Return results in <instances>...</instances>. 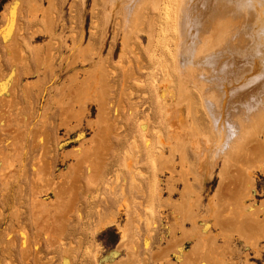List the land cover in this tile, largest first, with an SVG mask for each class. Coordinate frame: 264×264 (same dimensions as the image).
I'll return each instance as SVG.
<instances>
[{
    "label": "rangeland",
    "instance_id": "1",
    "mask_svg": "<svg viewBox=\"0 0 264 264\" xmlns=\"http://www.w3.org/2000/svg\"><path fill=\"white\" fill-rule=\"evenodd\" d=\"M178 1L0 0V264H264V165L198 169Z\"/></svg>",
    "mask_w": 264,
    "mask_h": 264
},
{
    "label": "bare ground",
    "instance_id": "2",
    "mask_svg": "<svg viewBox=\"0 0 264 264\" xmlns=\"http://www.w3.org/2000/svg\"><path fill=\"white\" fill-rule=\"evenodd\" d=\"M102 1L107 14L120 2L124 24L129 25L140 13L139 4L156 6L161 0ZM240 2L251 6L239 9L234 0H179L176 64L181 90L188 84L199 89L209 119L211 138L191 139L199 171L211 172L220 163L232 165L243 158L247 166L240 173L252 185L250 166L264 165V0ZM167 119L169 131L177 133L175 115ZM171 214L177 221L176 213ZM246 216L263 229L264 218L257 211Z\"/></svg>",
    "mask_w": 264,
    "mask_h": 264
},
{
    "label": "snow or ice",
    "instance_id": "3",
    "mask_svg": "<svg viewBox=\"0 0 264 264\" xmlns=\"http://www.w3.org/2000/svg\"><path fill=\"white\" fill-rule=\"evenodd\" d=\"M235 6L239 9H243L244 7H250L251 5L248 4H244L242 2H240V0H234ZM262 7H264V3L261 4ZM261 64L264 65V50H262L261 52Z\"/></svg>",
    "mask_w": 264,
    "mask_h": 264
}]
</instances>
